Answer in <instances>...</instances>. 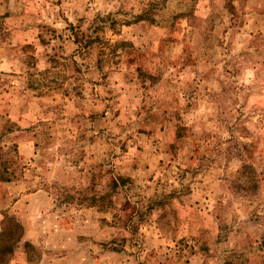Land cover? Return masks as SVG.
Masks as SVG:
<instances>
[{
    "label": "clouds",
    "instance_id": "9594fccd",
    "mask_svg": "<svg viewBox=\"0 0 264 264\" xmlns=\"http://www.w3.org/2000/svg\"><path fill=\"white\" fill-rule=\"evenodd\" d=\"M0 264H264V0H0Z\"/></svg>",
    "mask_w": 264,
    "mask_h": 264
}]
</instances>
